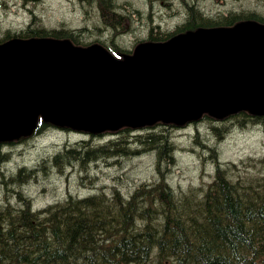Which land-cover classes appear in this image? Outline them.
<instances>
[{
	"label": "trees",
	"instance_id": "obj_1",
	"mask_svg": "<svg viewBox=\"0 0 264 264\" xmlns=\"http://www.w3.org/2000/svg\"><path fill=\"white\" fill-rule=\"evenodd\" d=\"M79 1L98 12L90 20L97 24V29L102 27L109 40L89 42L86 39L92 36L81 34L84 29L76 33L28 25L14 35L7 31L0 43L14 37H54L70 39L81 46L99 43L118 58L133 52L140 42L131 50L119 44L125 41L132 28V15L139 14L138 11H122L124 4L117 0ZM255 1L259 9L212 15L201 8L199 0H180L183 21L167 31L151 27L145 41L165 42L182 32L230 27L244 20L264 23V0ZM177 10L179 13L180 9ZM204 118L216 120L208 115L201 120ZM227 119H239L240 124L249 121L264 128V117L245 111L224 120ZM161 125L175 126L157 123L144 129ZM50 126L40 120L35 134ZM133 131L125 127L107 132L118 137L103 145L93 146L89 141L68 144L49 158L50 165H43H53L63 172L66 166L73 169L79 165L82 169L129 150H157V170L162 176L136 186L131 193L114 187L110 193L68 197L46 209L35 210L32 200L17 189L37 171L22 168L4 179L0 264H264V158L255 161L254 176L248 174L250 168L238 172L236 165L216 162L213 182L208 187L178 193L169 185L161 167L167 169L173 160V146L166 133L155 130L134 135ZM98 136L104 134L92 135Z\"/></svg>",
	"mask_w": 264,
	"mask_h": 264
},
{
	"label": "water",
	"instance_id": "obj_2",
	"mask_svg": "<svg viewBox=\"0 0 264 264\" xmlns=\"http://www.w3.org/2000/svg\"><path fill=\"white\" fill-rule=\"evenodd\" d=\"M240 111L264 116V24L257 21L144 42L123 59L100 44L54 38L0 45V142L31 135L39 118L97 134Z\"/></svg>",
	"mask_w": 264,
	"mask_h": 264
},
{
	"label": "rangeland",
	"instance_id": "obj_3",
	"mask_svg": "<svg viewBox=\"0 0 264 264\" xmlns=\"http://www.w3.org/2000/svg\"><path fill=\"white\" fill-rule=\"evenodd\" d=\"M220 1L199 0L198 3L212 15L260 8L255 0ZM117 3L124 4L122 11L139 12L132 15V28L126 34L125 41L119 44L130 50L135 43L145 41L151 27L172 30L184 18L180 0H117ZM128 7H131L130 10ZM177 9H180L179 13H176ZM92 14L98 12L91 11L79 0H0V39L5 38L7 31L9 35H14L28 25H34L49 30L64 28L76 33L84 29L85 32L81 34L92 36L86 39L89 42L95 39L102 42L109 40L102 27L97 29V24L90 20ZM155 130L164 131L173 146L172 164L167 169L160 166L169 185L178 193L208 187L213 182L216 162L236 165L238 172L250 168L252 171H248V174L254 176L255 161L264 158V128L249 121L240 124L239 119L216 121L204 118L182 127L161 125L155 129L133 131L132 134H146ZM116 137L117 134L111 133L92 137L81 132L50 130L42 135L1 146L0 182L3 172L12 176L21 168L36 170L37 174L34 177L31 175L26 184L17 190L24 197L30 198L36 209H42L65 200L70 194L79 198L102 191L110 193L114 187L121 192L131 193L136 186L162 176L157 170V150L144 148L134 153L129 150L127 154L112 156L107 161L92 162L82 169L79 165L73 169L66 166L60 172L53 165L43 166L50 165L49 158L68 144L73 146L89 141L91 145L97 146ZM4 188L1 184L0 204L4 200L1 196Z\"/></svg>",
	"mask_w": 264,
	"mask_h": 264
},
{
	"label": "flooded vegetation",
	"instance_id": "obj_4",
	"mask_svg": "<svg viewBox=\"0 0 264 264\" xmlns=\"http://www.w3.org/2000/svg\"><path fill=\"white\" fill-rule=\"evenodd\" d=\"M10 143H11V142H10ZM10 143H6V144L8 145V144H10ZM12 143H14V142H12ZM12 143H11V144H12ZM0 146H2V145H0Z\"/></svg>",
	"mask_w": 264,
	"mask_h": 264
}]
</instances>
